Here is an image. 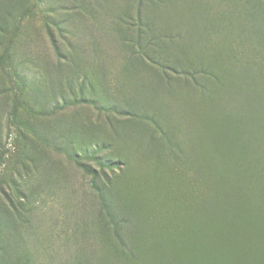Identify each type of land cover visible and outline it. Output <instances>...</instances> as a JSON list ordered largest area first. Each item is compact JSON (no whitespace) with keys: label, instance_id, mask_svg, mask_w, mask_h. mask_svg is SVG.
<instances>
[{"label":"rangeland","instance_id":"rangeland-1","mask_svg":"<svg viewBox=\"0 0 264 264\" xmlns=\"http://www.w3.org/2000/svg\"><path fill=\"white\" fill-rule=\"evenodd\" d=\"M262 87L264 0H0V264H264Z\"/></svg>","mask_w":264,"mask_h":264},{"label":"trees","instance_id":"trees-1","mask_svg":"<svg viewBox=\"0 0 264 264\" xmlns=\"http://www.w3.org/2000/svg\"><path fill=\"white\" fill-rule=\"evenodd\" d=\"M262 89H264V87H262ZM246 139V138H245ZM247 140V139H246ZM246 140H244V143H245V141ZM244 146H246V145H244ZM189 236H190V234H188V233H186V235H185V239H184V242L185 243H188V245H193V240H191L190 238H189ZM224 237H220V240L221 239H223ZM189 241V242H186V241ZM201 240L202 241H200V246L199 247H202V250L204 249V244L202 243V242H206L205 240H203V237H201ZM230 242H233V241H231L230 240ZM202 243V244H201ZM259 247V246H258ZM258 247H253V248H251V247H249L248 249H249V251L246 253L247 254V256L249 257V253H250V251H256L257 249H258ZM234 248H235V251L238 253V257L239 256H241V255H243L244 254V251L243 250H241V247H240V245H237L236 247L234 246ZM264 250V249H263ZM255 253V252H254ZM256 254V253H255ZM232 259H235V257H234V255L232 256ZM245 264V263H244Z\"/></svg>","mask_w":264,"mask_h":264}]
</instances>
